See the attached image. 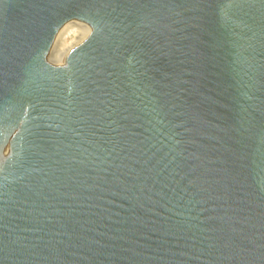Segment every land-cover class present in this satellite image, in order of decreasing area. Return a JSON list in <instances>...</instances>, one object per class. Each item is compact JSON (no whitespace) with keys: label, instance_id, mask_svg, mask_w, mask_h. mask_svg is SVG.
Masks as SVG:
<instances>
[{"label":"water","instance_id":"1","mask_svg":"<svg viewBox=\"0 0 264 264\" xmlns=\"http://www.w3.org/2000/svg\"><path fill=\"white\" fill-rule=\"evenodd\" d=\"M0 264H264V0H0Z\"/></svg>","mask_w":264,"mask_h":264}]
</instances>
